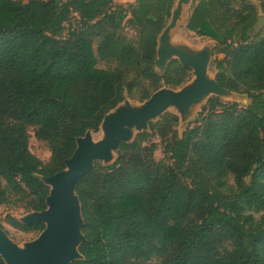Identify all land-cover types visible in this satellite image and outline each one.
I'll return each instance as SVG.
<instances>
[{"label":"trees","instance_id":"16d2710c","mask_svg":"<svg viewBox=\"0 0 264 264\" xmlns=\"http://www.w3.org/2000/svg\"><path fill=\"white\" fill-rule=\"evenodd\" d=\"M115 1L0 0V209L16 199L28 213L46 210L39 177L65 170L77 139L126 99L192 78L178 60L155 68L178 0ZM187 29L215 41L217 82L245 100L211 97L182 134L165 114L119 144L111 165L95 163L75 189L85 242L72 264H264V25L250 0H194ZM29 128L49 163L30 151ZM160 148L167 163L155 159Z\"/></svg>","mask_w":264,"mask_h":264},{"label":"water","instance_id":"95a60500","mask_svg":"<svg viewBox=\"0 0 264 264\" xmlns=\"http://www.w3.org/2000/svg\"><path fill=\"white\" fill-rule=\"evenodd\" d=\"M250 1L257 8L259 23L262 24L264 17L260 2ZM193 2H176L171 19L158 39L155 61L157 73L164 74L168 64L178 60L183 67L194 72L193 81L180 90H158L139 106L127 103L117 106L103 119L100 126L102 139L98 142L93 140L91 131L77 139L76 151L65 161V170L52 177H39L50 188L46 210L32 212L19 221L25 226L43 225L45 228L40 236L20 248L0 227V257L5 264H72L82 260L79 247L85 242L81 232L84 221L75 189L77 183L93 171L95 163L112 164L119 144L132 143L134 132L140 134L149 131V124L170 109H175L181 121H185L189 114H193L198 106L203 107L211 97L240 102L245 100L239 94L223 88L216 77L210 76L209 67L215 46L195 48L174 40L176 30L189 21L187 8Z\"/></svg>","mask_w":264,"mask_h":264},{"label":"rangeland","instance_id":"374dc122","mask_svg":"<svg viewBox=\"0 0 264 264\" xmlns=\"http://www.w3.org/2000/svg\"><path fill=\"white\" fill-rule=\"evenodd\" d=\"M116 1L118 4H122L120 2V0H116ZM126 5H128V4H126ZM176 5H177V3H176ZM193 6H194V2L187 8L186 16L188 17V19L190 17L191 12H192ZM76 22H77L76 19H72L70 24L66 25V31L64 33V36L67 35V33H68L67 30L70 28L69 26L72 25V29H73L74 26L76 25ZM187 23L182 24L179 27V29L176 30L175 39H174L176 42H183V43L191 45L195 48H202L204 46H210V45L212 47L215 46V41L213 39L206 37V36H199V35H196V34L190 32L187 29ZM262 24H264V22ZM125 33L128 35V37L131 40L135 39L134 31H129L126 29ZM223 58H224L223 55L217 54V53H215V51H213L211 63H210V67H209L210 76L212 78H215V70H214V67L212 66L213 61L215 59H223ZM98 66L100 68H103V69H108V68L114 67L115 64L100 61ZM192 75H193L192 78L186 84H189L193 81V79L195 78V74L193 71H192ZM165 88H167V87H163L161 89H165ZM181 88L176 89V90H180ZM167 89H170V88H167ZM220 99L224 103H240V101H236V100H231V99H226V98H220ZM125 103L131 104L132 106H139V105L143 104V102H141L139 99H134V100L127 99L123 103H121L120 105H122V104L124 105ZM201 108H202L201 106H198L193 111V114H189L187 116V118H185L186 119L185 121H181L180 115L177 113V111L175 109H170L169 111H167L163 115L169 113V114L176 115L179 118V126H178L177 130L181 134L184 132L185 126L187 124L190 123L189 126H191L198 119V114L201 111ZM158 120L159 119H156V120H154V122H156ZM137 134H138V132H134V138ZM29 135H30L29 147H30V151L32 152V154H34L37 158H39L44 164L49 163L51 160V151H50L48 144L45 142L39 141L35 137V129L34 128H29ZM92 137H93V140L95 142H98L99 140H101L102 139L101 130H99V132H97V133L92 132ZM115 159H116V155H115ZM155 159L159 162L167 163L165 155H164L161 148L155 153ZM98 163L100 165H102L103 167H107V166L111 165V163H105V162H98ZM16 203H17V200L13 199L10 204L1 207V209H0V227L6 232L8 237L16 245H18L20 248H24L25 244L36 240L40 236L41 233L40 232H33V231H23V230L17 229L15 227L11 226L6 221L7 216H12L13 218L17 219L18 221H21L26 215L30 214L24 208L25 204L20 203V204L16 205ZM152 262L154 264H160L161 263V261L159 259H156V258L153 259Z\"/></svg>","mask_w":264,"mask_h":264},{"label":"crops","instance_id":"0c3cea01","mask_svg":"<svg viewBox=\"0 0 264 264\" xmlns=\"http://www.w3.org/2000/svg\"><path fill=\"white\" fill-rule=\"evenodd\" d=\"M136 1H137V0H120V2H121L122 4H119V5H123V6H125V7H128V6H130V5H134V4L136 3ZM115 3L118 4L117 1H115ZM126 4H128V5H126ZM262 16L264 17V14H263V13H262ZM263 22H264V20H263ZM187 24H188V23H187ZM262 25H264V24H262Z\"/></svg>","mask_w":264,"mask_h":264}]
</instances>
